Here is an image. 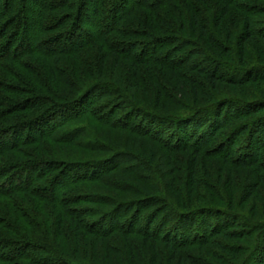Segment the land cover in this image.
<instances>
[{"label":"trees","instance_id":"trees-1","mask_svg":"<svg viewBox=\"0 0 264 264\" xmlns=\"http://www.w3.org/2000/svg\"><path fill=\"white\" fill-rule=\"evenodd\" d=\"M79 1L84 6L83 0ZM1 2L0 264H87L84 260L88 254L79 263L65 260L82 250L79 241L69 244L71 253L64 249L68 246L59 244L71 238L65 235L66 229L75 225L79 240L80 232L92 235L96 241L116 236L125 237L126 241L139 237L146 246L157 250L156 261L144 254L138 260L131 249V262L117 264H164L158 260L162 252L172 255L170 264H264V212L258 208V202L264 204L259 191L262 180L253 185V194L244 202L253 201V216L234 210L232 192V198L217 195L216 200L204 193L203 189L210 192L209 184L203 183L202 190L196 188L201 183L197 179L201 158L219 159L239 167L241 158H232L239 138L235 133L237 125H241V133L247 134V139L264 141V62L252 65L248 60L250 47H255L264 59V37L255 29L256 16L249 14L241 0H89L93 19L86 27L69 22L74 16L70 11L73 6L68 5L70 0H45L40 4L39 33L25 27V0L18 9L8 4L2 8ZM233 10L242 16L236 42L232 35L224 34ZM54 11H60L58 19L51 14ZM127 20L129 27L124 26ZM28 36L31 46L40 51L27 50ZM45 36L49 38L45 40ZM134 36L140 37V43H127ZM94 45L102 50V56L99 69L92 66L95 69L91 67L90 74L83 75L86 65L80 58L72 70L54 65L57 57H75ZM139 47L141 51H136ZM110 56L131 64L129 73L119 76L118 83L106 80L104 75ZM71 61L68 59L67 64ZM141 67L170 73L173 87L156 83L154 88L150 85L143 89L139 84ZM190 72L199 79L188 77ZM246 85H252L255 99L231 100V105L240 102L245 107L236 109L235 115H231L232 108L223 115L228 99L218 100L201 93L208 87L216 94L223 86L242 91ZM149 93L152 104L144 99ZM179 99L193 104L182 106ZM164 102L179 108L178 114L163 113ZM251 117L252 122H241ZM84 120L156 144L169 154L168 163L160 168V174L146 162L135 163L140 160L127 151L111 153L100 161L42 159L40 148L55 155L50 147L43 146L46 140L61 149L67 146L93 151L103 146L90 126L69 129ZM54 121L57 124L48 128ZM168 125L171 126L162 128ZM172 127L174 133L170 132ZM228 132L232 133L231 148L221 152ZM30 147L35 148L26 152ZM127 148L135 152L130 145ZM260 152L255 151L253 160L241 161L240 167L264 168L259 163ZM177 154L187 158L178 160ZM25 157L27 161L21 159ZM105 160L108 162L103 163ZM174 161L185 167L170 171ZM58 169L60 174L51 176ZM12 172L27 175L26 185H7L17 179L11 178ZM176 173H184L190 182L180 187L182 178ZM112 176L126 178L114 181ZM6 178L11 179L7 184ZM228 179L232 182V174ZM37 184L48 186L47 196H41L42 189ZM125 184L128 189L123 188ZM81 186H93L96 191L88 197L76 196L73 191ZM99 189L137 200L122 201L98 193ZM73 200L84 205L83 219L72 215ZM45 204L52 208L42 215L38 210ZM128 243L132 248L133 244ZM106 248L107 253L115 250ZM190 248L211 249L203 257L185 252ZM116 251L114 254L120 255L121 251ZM98 259L97 256L89 263L104 264Z\"/></svg>","mask_w":264,"mask_h":264},{"label":"rangeland","instance_id":"rangeland-1","mask_svg":"<svg viewBox=\"0 0 264 264\" xmlns=\"http://www.w3.org/2000/svg\"><path fill=\"white\" fill-rule=\"evenodd\" d=\"M45 1V0H25L26 3V8L25 9V13L23 14L25 17V27L29 28L32 31H36V32H40L41 31V25L39 24V19H38V15L41 13L42 8L40 7V4ZM52 1V0H50ZM69 1V0H68ZM248 0H241L240 4H243V7H246V9L248 10L250 15L256 16L254 18V22H255V29L257 30V33H259V35L263 38L264 37V11H262V8H264V0H251L250 2H247ZM22 3V0H2L1 2V6H3L2 8H6L7 4L10 7H16V9H18V7L20 8ZM79 0H70V3L68 5L73 6L72 9L70 10L71 13L73 12L74 16L71 17L69 22H73L74 24H77L79 22V26L81 27H86L87 23H90L89 21L93 19L92 16V4L90 5L89 0H83V5ZM257 4V5H255ZM80 5V7H79ZM247 5V6H246ZM49 6V5H48ZM254 7H258V10H255ZM48 11V10H47ZM55 16V18L60 17L57 14H60V11H54V13H51ZM233 14V18H231L229 20V22L227 23L229 26V29L224 31V34L226 35H232L235 42L237 40V36L240 32L241 29V13L239 11L233 10L232 11ZM129 21L127 20L124 24V26L129 27ZM215 23V21L213 22ZM25 28V29H26ZM260 31V32H259ZM27 33V32H26ZM234 34V35H233ZM225 35V36H226ZM258 36V35H257ZM29 37V36H28ZM49 37L45 36V40L48 39ZM60 38V37H58ZM57 38V40H58ZM137 38L140 37H132L131 39H129L127 41V43L130 42V44H139L140 42H138ZM225 38V37H224ZM56 40V39H55ZM120 40H123L120 38ZM125 42V41H124ZM31 39L30 37L27 39L26 44H28V49H33L34 51H36L37 49H39L38 47H33L31 46ZM20 48V45L17 46V50ZM36 49V50H35ZM117 50L122 51L120 47L117 48ZM40 50H37L36 52H38ZM136 51H141V47H139L138 49H136ZM1 52V51H0ZM16 54H20V53H16ZM99 54V55H98ZM121 54V53H120ZM13 55V54H12ZM11 55V56H12ZM1 56V53H0ZM102 56V50H100V48L97 45H94L92 47H89L88 49H86L85 51H83L82 53H80L78 56L75 57H57L58 59H56V63L54 65L59 66V68L61 70H64L65 68H70L71 70L74 69L76 66L74 64H76V60L77 58L84 60L86 66H84V68H86L85 72L83 73V75H87L90 74V70L91 67H97V69H99V57ZM68 59H72V61L70 63L67 64V60ZM66 60V61H65ZM248 60L249 63L252 65H260L261 62H264L263 57H261V53H259V51L255 48V47H250L248 49ZM65 61V62H64ZM99 61V62H98ZM78 62L81 63V61L79 60ZM12 66L14 65L13 63ZM94 67H92L93 69H95ZM130 67L131 64L128 62H125L124 60H116L113 56H110L109 58L106 59V65L104 66V75H106V80L108 81H114L116 83L120 82V80L118 79L119 76L124 75L126 76L129 71H130ZM78 69V68H77ZM92 69V70H93ZM17 71H20L19 68H16ZM78 72V71H77ZM80 72V69H79ZM98 72V71H96ZM143 72V73H142ZM187 74V73H186ZM97 75V74H96ZM169 75L170 73L168 72H164L162 70H159L158 68H147V67H141V73H140V79H142L141 82H139V84L141 86H143V89L145 88H149L150 85L153 86V88L155 87L156 83H160V84H167V86L173 87V83H169ZM188 77L194 78L195 80L199 79L198 75L196 73H188ZM201 80V79H200ZM17 84V83H16ZM164 85V86H165ZM199 86V85H198ZM252 85H246V87L244 89H239V90H235L232 87H227V86H223L220 88L219 92H217L216 94H214L208 87L206 88V91L201 90V93L206 94V95H211L214 97H217L218 100H225L228 99L229 103L227 105V107H225L224 111H223V115L225 113L228 112L229 108H232L233 113L231 115H235L236 109L241 108V110H245V107L241 106L240 102H238V104L236 103L235 105H231V100H236V99H241L242 101H249L251 102V100L255 99L253 95V93L255 94V91L253 92V89H251ZM255 88V87H254ZM127 89V88H126ZM143 90H141V94H142ZM217 95V96H216ZM172 96V95H171ZM146 97V98H145ZM152 96L150 95V93L146 96H144V99L147 101L146 103H153L151 102L153 99L151 98ZM143 98V97H141ZM174 99V98H173ZM180 100V99H179ZM179 104H181L182 106H186V105H192L193 102H190L188 100H180L178 101ZM165 107L162 109L163 113L169 114V112L171 113H177L180 111L179 108L171 106L169 103H165ZM225 104V103H223ZM178 114V113H177ZM122 118L121 116L118 117ZM209 118H212L209 116ZM142 119V117L140 118V120ZM123 123H126L127 120H123ZM252 122L253 118H249V119H243V121L241 122ZM236 123V124H240ZM46 123V122H45ZM55 124H57L56 121H54L53 123L50 122V125L48 124V128H52L55 126ZM90 126V128L93 130V132H95V134H97V136H99L100 140H102V142H104V145H99V148L97 150H93V151H85L76 147H65L64 149H61L63 147H60L59 145H55L50 141H44V147H50L54 152L55 155L52 156V154L48 153V151L46 152V150H44V148H40V154L43 155L42 159H46V160H82V161H100L105 157L110 156L109 154L113 153H119L122 154L123 151H127L128 154H130L133 158H137L140 161L135 162V163H140L143 164L144 162H146V164H148V166H151L152 168H155L158 170V172L161 174L160 168L165 166L164 163H168L166 162L167 158H169V154H167L166 151H164L163 149H161V147L157 146L156 144L153 143H149L147 141H143L141 138H136L134 137L132 134H126L123 131H119L117 129H115V131H113L112 129H108V128H102V127H98L94 124H91L88 122V120H84L82 122H78L74 125H70L69 129H78V128H85ZM171 125L168 126H163L162 128L165 127H170ZM134 127V126H133ZM237 129L235 130L237 136H239V138L237 139V142L235 143V145L233 146V157L232 158H241L240 160L243 162L244 160H253V157H255V151L257 149L261 150V155L259 157L260 161L259 163L264 164V141L261 142V139H258V141L256 140H252L253 137L247 139V134L241 133V125H237ZM48 130V129H47ZM171 133L175 132V128L172 127L170 129ZM27 134V133H26ZM232 133L228 132V134H225V138L223 139V146L221 147V152H225L226 150H229L231 148L232 145V139L230 138L229 135H231ZM235 134V135H236ZM211 136V135H207V138ZM229 136V137H226ZM235 138V136H234ZM205 141V139H204ZM222 141V139L220 140ZM132 143V144H131ZM134 143V145H133ZM107 147H106V146ZM130 145L131 149H135V152H131L130 150H126L128 149L127 147ZM42 146V147H43ZM97 147V146H96ZM102 147V148H101ZM35 148V147H34ZM33 147H30L29 149L26 148V152L27 151H32L34 150ZM39 149V148H38ZM104 150V151H101ZM106 150V151H105ZM25 151V150H24ZM134 153V154H133ZM142 157L140 158L139 157ZM187 155H182V154H177L176 158H178V160L181 159V161H183L182 158H184V160L187 158ZM231 158V160H232ZM22 160L27 161L28 158H21ZM145 159V161H144ZM143 161V163L141 162ZM241 161H240V165L239 167H236L237 164H229L227 165L223 160H214L211 158L206 159L201 158L199 160L198 163V174H197V179L198 182L200 181L201 183H198V185L196 186V188L201 189L203 188L204 185H202L203 183H207L209 184L208 187L210 186V188H207L210 190V192L206 189L204 193L207 194L208 197H213L214 199L217 200V195H221L220 197L225 199L226 197H228L227 199L232 198L231 192L233 194V198L235 200L234 203V210L238 211L239 213H242L243 215L245 214H249V216H253V201L249 202V203H244L246 198L248 196H250L251 194H253V190H251L253 188V185H258V183L261 184V180H262V184L261 187L259 189V191L261 190L262 193H258V195L260 194L261 197L264 199V168H256L253 169L252 168H242L241 166ZM108 162L107 160H105L103 163ZM101 163V162H100ZM98 164V163H97ZM172 165V166H171ZM183 167H185V165L183 164H179V161H174L172 164H170V167L168 168L170 171L173 170H182ZM148 168V167H147ZM171 168V169H170ZM146 171V170H145ZM172 171V172H173ZM61 169H58L55 171V173H53L51 176H54L55 174L58 175L60 174ZM22 173H20L18 175L17 172H12L11 173V178H17L15 179L12 183H6L7 180H11V179H7L4 181V183H6L9 186H25L26 185V181H27V175L26 176H21ZM232 174V182L229 181V176ZM176 175H179L180 178H182V180H180L178 182L179 186L182 187L185 184L189 183V178L186 180L184 178V173H176ZM35 176H38V173L35 174ZM150 176L154 177L155 175L153 173H150ZM114 181H118L120 179H125L126 177L123 176H112L111 177ZM169 178V176H168ZM17 180V181H16ZM186 180V183L184 182ZM127 181V180H126ZM10 182V181H9ZM197 184V183H196ZM123 184H121L122 186ZM37 187L41 188V196H47L45 194L46 192V188H48L47 185L45 184H37ZM123 188H129L126 184L125 187L123 186ZM233 190V191H231ZM94 191H96V188L93 186H86V187H77L74 189V194L76 195H80L81 197H88L89 195L91 196V194L93 195ZM98 193H103V194H110L111 196H115L118 197L120 200L122 201H128V200H137L135 197H128V196H123L121 194H116L113 191H108V190H97ZM100 191V192H99ZM70 195H72V193L70 192ZM76 195V196H77ZM262 200V199H260ZM73 203H75V207H71L73 209V213L72 215H79L80 217L78 218H82L81 215L83 214L82 211L83 209L85 210V207H83L84 205L81 204H76V201L73 200ZM43 207V210H41ZM49 208H52L50 205H42L41 208L38 210L40 213H42V215H45V211ZM91 208V207H89ZM258 208H260L261 212H264V204L258 202ZM85 218V217H84ZM215 220V219H214ZM86 222H90L85 220ZM67 223V220L65 221ZM80 222V221H79ZM52 224V223H51ZM50 224V225H51ZM65 226V225H64ZM76 226V225H75ZM75 226H71V229L68 227L66 229V234L65 235H69L71 238L68 237V239H66V241L64 242L63 240L60 241V245L61 246H68V248H64L66 251H69V244L73 241V240H77L79 241V245L82 246V250L80 249V251H78L79 253H75V257H72L70 259H65V260H70L72 261H77L78 263L84 260V254H88L84 260V262H86L87 264L89 263V261H94L95 258H97V256L100 258V262H103L104 264H117V263H125V262H131V260L134 258L131 254V249H133V253L134 255L137 256L136 259L139 260V258L141 256H146V258L148 257L150 259V261H156L155 258V253H157V250H155L154 248H151L150 245L146 246L143 243V238H139V237H133L130 240H125V237L122 236H116V237H112L109 238L107 240H95L93 238L92 235H88L85 234L83 232L79 233V238L75 235ZM79 227V224L78 226ZM238 229V228H237ZM239 230V229H238ZM67 235V236H68ZM71 240V241H70ZM126 241V242H125ZM21 242V241H20ZM132 243L133 246L131 248V246L129 245V243ZM74 243V241H73ZM78 243V242H77ZM37 244V243H36ZM107 246H111L113 248H115V250H113V252L107 253ZM84 247V248H83ZM117 248V249H116ZM215 248V247H213ZM158 249H162V246H159ZM211 249V248H207L205 250H198L197 248H190L189 250H186L185 252H190L192 254H201V256L203 257H207V251ZM121 251L119 254H114L117 253V251ZM123 250L125 252H123ZM216 250V249H215ZM9 252H12L9 251ZM80 252L82 254V256H80ZM105 252L108 254V257L105 256ZM159 252V251H158ZM69 253H71V251H69ZM69 253H67L69 255ZM126 253V255H125ZM160 256L158 257L159 262H162L164 264H170L169 263V258H171V254L169 252H162L159 253ZM106 257V258H105ZM121 258V259H120ZM211 259V257H208ZM225 258V257H224ZM73 263V262H72ZM98 263V262H96ZM176 263L178 264V261H176ZM174 263V264H176ZM90 264V263H89ZM102 264V263H101Z\"/></svg>","mask_w":264,"mask_h":264}]
</instances>
